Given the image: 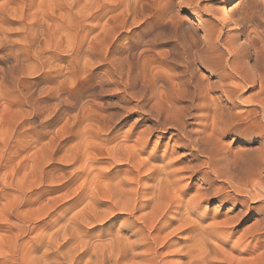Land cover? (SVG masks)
I'll use <instances>...</instances> for the list:
<instances>
[{
	"label": "bare ground",
	"instance_id": "bare-ground-1",
	"mask_svg": "<svg viewBox=\"0 0 264 264\" xmlns=\"http://www.w3.org/2000/svg\"><path fill=\"white\" fill-rule=\"evenodd\" d=\"M230 3V0H226L221 7V16L225 28L227 31H235L236 35L242 37L243 41H246L249 45H255V35L252 37H244L243 28L245 26L242 24L243 22L236 25L235 19L231 13L232 8L230 7ZM38 4L44 8L45 15H40V12L38 13L32 10L34 5H36V0H0V51H5L3 54H0V57L7 58V56H11L13 59L12 64L9 66H0V264H264V244L262 243V237L264 236V213L257 216L252 225L254 230L252 228L250 230V232H252L250 235L252 238L251 241H254L252 245H250L251 241L249 240V242H245L249 233L246 230L241 231L240 235L231 243V247L228 246L227 249L224 247L225 242H222V239L219 240V236L222 232H225L224 228L229 226L233 227L238 224L243 214L247 213L246 215H248L249 212L254 209L263 212L264 179L261 180L259 177L260 172L257 173L255 168V173L253 171V175L252 177L250 175V179L239 178L237 177V173H235V176L231 174L233 176L231 178V175H227L226 172L228 171L224 166V171L221 170L223 167H220V169L218 168L221 163H217V166L214 165V163L218 161L214 162V155L218 152L220 145L217 147V142L213 137L214 135L217 136L218 133L213 135L215 132L213 131V140L210 138V141L207 140L204 134L198 136L193 134V131V133L187 132L184 128L186 125H184L185 120L183 121L181 118L182 116L178 114L180 106L181 109L182 106L183 109L187 106L184 107V103L180 105L182 100L177 104L178 106L176 104H168L167 102L170 101L167 100L166 95L164 99L166 103L163 105L158 101L162 100L160 99L162 98L159 94L160 92L154 93V91H157L154 87L156 86L154 82V85L152 84L153 87L150 86L149 88L151 89L152 87L156 89L153 93L151 91L150 94L159 95V97L157 96L156 98L157 104L152 102L155 104L154 108L152 106V111L156 110V120L157 124H159L155 127L161 129L163 134H168V141L164 143L163 148L160 146L159 142H156L157 144L153 151L150 150V153L145 155V147L149 141L148 135L152 133L151 131L153 129L148 128L147 131H145L146 134L148 133L147 135L144 132L145 135L143 133H138L134 136L132 143H127L131 137V134L128 135L130 132L123 138L116 139V136L114 137L113 134L111 135L107 132V128V131H105L107 135L102 137V135L100 136L98 133L89 131V128L92 127L90 126L91 122H89L88 130L82 127L87 131L83 133L81 131L79 137L77 135L78 138L70 143L72 144L73 153L71 149L72 157L69 153L68 157H71V163L74 166L73 170L65 174L62 171L63 167H61L62 170L60 168L57 169L58 166L54 163L56 158H54L55 149H57L56 146L58 145L56 144L57 131L54 130L57 128V126H55V122H57V113L59 110H61L62 113L64 111L67 113L66 109L72 107V105L74 106V103L78 100L77 95L74 93L75 91H70L69 89V91L65 93V101L63 103L59 100L57 104H46L50 96L54 93L55 88H49L48 93L43 87L39 88V96H34L33 90L31 89L32 92L29 91L30 86L28 87V84L25 83L26 80L22 78L23 76L21 75L38 73L44 67L48 66L47 64L51 63V61L49 62L50 57L45 59L43 53L47 49L53 48L52 50H56L60 46L59 41L62 38L61 30L65 27L67 21L65 16L71 15V11L76 7V15L79 18L85 19L89 1L72 0L69 7L65 4V0H46V2L45 0H41ZM132 5L133 4L129 5V3L124 4V6L129 8L133 7ZM61 6L65 9L63 10L65 11V13L63 12L65 16H59V14L55 16L54 10L56 8L60 10L61 8L59 9V7ZM125 13L124 11V14ZM122 20H120V22ZM126 22H128V20ZM121 24H123V21ZM115 28L113 27L112 30ZM82 33L85 34V28L82 29L81 34ZM148 33L151 35L150 32ZM11 35L16 37L15 41L11 40ZM13 41L18 43L17 47L13 51L7 52V46H10ZM241 47L240 50H242ZM51 54L53 53H48V55ZM258 56H260V54H258ZM263 58L264 57H262V59ZM30 60L31 63L24 64L26 61ZM232 61L234 60L232 59ZM74 64L73 62L70 63L71 67H73ZM70 65L67 64L68 67H70ZM127 65L129 64L127 63ZM234 65L236 66V64ZM233 69L235 68L233 67ZM230 72L231 71H229L228 74ZM75 76L76 75H74V77ZM229 77L226 79H229ZM159 78L161 77H158V79ZM153 79L157 78L154 77ZM73 80L75 81L76 78ZM143 81L144 80H142V83L144 84L145 81ZM220 81L221 80H219V82ZM224 81L226 80L224 79ZM255 83V81L251 82L248 87H252ZM218 84L219 86L221 85V83ZM222 84L224 87L227 85H224V83ZM197 85L198 84L195 86ZM201 85L204 89L209 86L207 85L205 87L203 84ZM181 87H179L178 92L176 91L179 96V91L181 93H186L188 92L187 90L190 89H186V91L182 92ZM226 87L229 86L227 85ZM174 88L177 90L176 88L178 87ZM200 88H198V90ZM202 88L199 90L201 91V95L206 90ZM164 89L169 93L170 89L166 90V87H164ZM182 89H185L184 86ZM228 89L231 88H227L226 91H229ZM223 90V93H225V89ZM162 91L164 92V90ZM190 91L192 92V90ZM44 92H46L47 95L45 93V95L42 96ZM139 92L141 91L139 90ZM167 92L165 93L168 94ZM169 94L171 95L172 93L170 92ZM230 94L231 93H229V95ZM198 95V102L195 103L204 100L198 98ZM175 96L176 95H173V99H176ZM252 96L250 95L249 97L251 98ZM204 97L202 96V98ZM168 98H170V96ZM193 98L194 97H192V99ZM55 99L54 97V100ZM213 100L215 99L213 98L212 102H214ZM153 101H155V99H153ZM175 101L177 102V99ZM261 101H264V98ZM190 102L192 101L190 100ZM206 103L207 102H204L203 105ZM86 104H84L83 107ZM212 105H215V103ZM212 105L210 108L213 107ZM220 105L221 104L218 106ZM43 106H48V112H45V117H42V120H32V118L36 116H42ZM87 106L83 112L89 109V106ZM206 106L208 105L206 104L204 108ZM187 109L189 110L190 108H186V112L188 111ZM213 109L212 112L214 113L215 108ZM185 111L183 112L186 114ZM9 112L12 114L11 117H8ZM83 112H81L82 115L84 114ZM183 112H181V115L184 114ZM210 112H208V114ZM209 115L211 116V114ZM214 116L215 115H213V117ZM112 117L110 118L112 119ZM221 117L219 116L218 118L221 119ZM229 117L230 116H228V118ZM62 118H65V116ZM62 118L58 120L61 121ZM73 119H75V117ZM219 120L217 122L220 123ZM231 120L235 121L233 118ZM231 120L228 119L227 121H229V123L233 122ZM77 121L79 122V120ZM215 121L213 119L211 124ZM63 122L65 126V124H67V122L65 123V119H63ZM229 123H227L228 126ZM24 124H26L27 128ZM68 124L66 127H68ZM70 125L71 124H69V127H71ZM222 125L223 124L220 126ZM216 126L217 128L220 127L217 124L215 127ZM86 127L88 126L86 125ZM103 128H106V126ZM225 128L227 129V126ZM221 129L218 128L220 131ZM168 130H173L174 132ZM203 130L204 128H202V131ZM67 132H70L69 128L65 133ZM77 133L79 134V132ZM179 134L187 139L188 142L178 141L177 135ZM46 135H48V140L46 139L47 141H44ZM20 137H28L29 140L26 142L17 140ZM161 137H164V135H161ZM170 141H178L177 144L179 147L189 144L191 147L190 154L194 151L204 155L206 158L203 162L204 165L209 166L208 168H210V171L218 178L217 180L222 179V181H227L229 186H223L224 182H222L223 185L221 186L215 185L216 187H214V189L212 188V191H214L213 193L205 189L203 190L202 188L204 186L202 188L198 186L199 188L196 187L193 192L189 193L192 189L191 186L187 191L183 188V185H181L183 184L181 183V179H184L181 177L186 175L187 172L184 175H181V172L188 170V172L190 171V174H192L198 170L199 164L198 166H195L194 163L190 166L189 164H187L188 166H182L184 163L179 160L180 164L177 163L178 166H175L173 162L174 158H170V154L172 153L169 149ZM218 144H220V142H218ZM32 147L34 150L31 152ZM28 148H30L29 152H27ZM244 153L245 155L247 154L246 151ZM103 154L109 159L108 163L111 167L110 169L108 168L109 166L103 168L98 166L100 165L98 164L100 160L98 156ZM240 155L243 156L242 153ZM63 156H61V158ZM65 157H67V155ZM237 157L239 158L238 155ZM57 158L60 159V155H58ZM65 159L70 162V159ZM59 161H61V159ZM236 161L237 160H235V164ZM108 163L106 165H108ZM232 164L231 162V165ZM55 165L57 167H55ZM123 165H125V167H122ZM222 165L224 164L222 163ZM236 168L238 169V167ZM228 169H231V167ZM236 171L239 170H235V172ZM201 175V181L203 183L213 184L212 181L209 183L208 174L205 173V171L204 175ZM78 180H80V182ZM217 180L214 182H217ZM77 182L78 185L74 188L72 183L77 184ZM199 183L200 181L195 186L199 185ZM44 185L47 187L43 188L42 186ZM206 186L208 185L206 184ZM70 188L72 189L70 190ZM60 190L64 191L60 194L59 192L57 193V191ZM231 191L233 193H231ZM54 192L58 195L54 194ZM212 198L219 202L221 206L229 202L227 211L231 212L225 214L221 220H212L206 223L204 222L206 216V212H204L205 208H203L202 211L200 207L203 201H210ZM248 203L258 204L254 207ZM238 206H241V208H238ZM233 230L235 229L233 228ZM227 237L229 238V236ZM227 241L226 244L229 243Z\"/></svg>",
	"mask_w": 264,
	"mask_h": 264
},
{
	"label": "rangeland",
	"instance_id": "rangeland-1",
	"mask_svg": "<svg viewBox=\"0 0 264 264\" xmlns=\"http://www.w3.org/2000/svg\"><path fill=\"white\" fill-rule=\"evenodd\" d=\"M40 1L41 0H36V5H34V7L35 6L36 7L35 8L33 7L32 10L37 11L38 13L40 12L39 13L40 15L41 14L45 15L44 8L42 6H39L38 4ZM88 1L89 4L87 6V12H86L87 16L85 17V19L79 18L76 15L77 8L75 6H74L75 8L71 11L72 14L67 16L64 15L65 11L63 10L65 9L63 6L59 7V9L61 8L60 10H58V8L54 10L55 16L59 14V16L60 15L65 16L67 19L65 27L62 28L61 30L62 38L59 41L60 46L56 50H52L53 48L47 49L43 53L45 59L50 57L49 62L51 61V63L47 64L48 66L44 67L38 73L21 75L23 76L22 78L26 80L25 83L28 84V87L30 86L29 91L32 92L33 90L34 96H39L40 93L39 88L43 87V89L47 91V93L49 91V88H53V89L55 88L54 93L51 96L49 95L50 98L48 99L46 104L49 105L57 104L59 100H61V102L63 103L65 101V96H66L65 93L69 91V89L70 91L71 90L75 91L74 93L77 95L78 100H76L74 106L72 105V107L66 109L67 113L65 111L63 112L65 115L61 112V110H59L57 113V118H56L57 122H55L56 124L55 126H57V128L55 127L56 129L54 130L57 131L56 144H58L57 145L58 147L56 146L57 149H55L54 158L55 157L56 158L54 163L57 164L58 167L56 165L55 167H57V169L60 168L61 170H62L61 167H63L62 171L65 174L73 170L74 166L71 163L73 149H72V144L70 143L74 142L75 139L79 137L81 131L83 133L84 131L88 130L89 122H91L90 126H92L91 128H89V131H91L92 133H98L100 136L102 135V137L107 135V133L105 132L107 131V128H108L107 132H109L111 135L113 134L114 137L116 136L115 137L116 139H121V137L123 138L124 136L127 135L128 132H130L128 133V135L131 134V137L129 138V142L127 141V143H132L134 136H136L138 133L141 134L144 132L146 134L145 131H147L148 128L153 129L154 131L152 130L151 131L152 133L148 135L149 141L145 147L146 149L144 151L145 155L149 154L150 150L153 151L154 147L157 144L156 142H159L160 146L163 148L164 143L168 141L167 140L168 134L165 133L163 134L161 129L156 128L159 125L157 124V120H156L157 112H155L156 110L152 111L153 110L152 106L154 108L155 105L154 103H156V98L157 96L159 97V95L150 94L151 91L153 93V91L157 89V91H154V93L160 92L159 94L162 96V98L160 99L162 100H158L159 98L157 100L161 102L163 105H165L166 103L164 101L166 95L167 100L171 102V103L167 102L168 104L177 105L182 100L180 105L184 103L183 104L184 107L187 106L186 108H190L189 110L187 109L188 111L186 112L185 111L186 108L183 109L182 106L181 109V106L179 105L180 107L178 109V114L182 116L181 118L183 121L185 120L184 125L185 124L186 125L184 126V128L186 129L187 132L190 133L194 132L193 134L198 136H202L204 134V136L207 137V140H210V138L212 139V136L218 133L217 136L214 135L213 137L217 142L216 143L217 147L220 145V147L218 148V152L214 155V162L218 160L216 163H214V165L217 166V163L218 164L221 163L218 168L220 169V167L222 168L224 166L228 171L226 172L225 170L227 175L232 174L235 176L236 175L235 173H237V177L247 178V179H250L252 177L253 171L255 173L254 169L256 168V172L257 173L260 172L259 177L261 178V180H263L264 179V112H263L264 101L261 100H263L264 98V58L262 59V57H264V50H263L264 49V0H230L231 2L230 7L232 8L231 13L235 19L236 25L241 24L243 22L242 24L245 26L243 28L245 34L244 37L245 36L252 37L255 35V40H256L255 45L254 44L249 45L248 43H246V41H243L242 37H238L235 31H227V29L225 28L223 18L221 16V7L226 2V0H98V1L88 0ZM71 2L72 0H65V4L67 5V7L71 5ZM126 3H129V5L133 4L132 5L133 7L129 8L124 6V4ZM124 11L126 12L125 14ZM120 20L123 21V24H121L122 21L120 22ZM127 20L128 22H126ZM113 27L116 28L112 30ZM81 28L82 29L85 28V34L83 33L81 34L82 32ZM148 32H150L151 35ZM144 33L147 34L145 35ZM10 38L11 40L14 41L16 40V37L14 35H11ZM14 41L13 43H11L10 46H7L6 48L8 49L7 52L13 51L17 47L18 43ZM240 47L242 48V50H240ZM4 52L0 51V54H3ZM49 52H52L53 54L48 55ZM259 52H261L262 54ZM258 54H260L261 57L258 56ZM232 59L234 61H232ZM12 62L13 59L11 56L10 57L7 56V58L0 57V64H1L0 66H6V65L9 66L10 64H12ZM72 62L75 63L74 65L76 66L73 65V67H71L72 64L70 65V63ZM27 63H31V60L26 61L24 64ZM127 63L129 65H127ZM67 64L70 65V67H68ZM234 64H236V66ZM137 67H138V71L140 70L139 72L137 71ZM233 67L235 69H233ZM229 71H231L230 72L231 74L230 73L228 74ZM227 74L228 77L230 76L229 79H226L228 78ZM74 75L76 76L74 77ZM136 75L138 78L136 77ZM151 76L157 79H153ZM158 77H161L159 78L160 80L158 79ZM74 78H76L75 81L73 80ZM224 79L226 81H224ZM142 80L145 81V82L143 81L144 84L142 83ZM219 80L221 81L219 82ZM155 81L158 83H156ZM253 81H255L256 83L252 85V87H248V85ZM153 82L156 85L154 86L156 89L152 88L154 85ZM195 83L198 85L195 86L196 85ZM204 83L207 84L205 85ZM218 83H221V85L219 86ZM222 83H224V85L227 84L229 87H226L227 86L226 85L225 88ZM201 84H203V86L205 87L207 85H209L210 87L207 86L209 88L206 87L205 88L207 90L206 91L204 88H202ZM211 84L212 85L214 84L213 87ZM150 86H152L151 89L149 88ZM181 86L182 87L184 86L185 89H182ZM164 87L167 88L166 90L170 89L169 93L171 92L172 96L167 91H165ZM174 87H178L176 88L177 90H175ZM179 87H181L182 92L186 91V89L189 88L190 89L187 90L188 92L186 93L185 92L181 93L179 91L180 94L179 96L177 93ZM200 87L205 90L202 95L200 93L201 91H199L201 89ZM35 88L38 90H36ZM198 88L200 89L198 90ZM227 88H231L228 89L230 92L226 91ZM234 88L239 90H236ZM223 89H225L226 91L225 93H223L224 92ZM139 90L141 92H139ZM158 90L161 91L164 90V92ZM190 90H192V92ZM231 90H233L234 92ZM135 92L137 93V95ZM165 92H167L168 94H166ZM45 93L46 92H44L42 96H44ZM229 93L231 94L229 95ZM198 94H200L201 96ZM173 95H176L175 97L177 99V102L175 101L176 99H173L174 98ZM187 95L188 97L191 98H188ZM197 95L199 96L198 98L204 100H202V102L199 101V103H195L198 102ZM250 95L253 96L250 98L249 97ZM137 96H139L140 98ZM169 96L170 98H168ZM202 96L204 98H202ZM213 96H215L217 99ZM54 97L56 98L55 100ZM192 97L194 98L192 99ZM213 98L218 102L215 100H213L214 102H212ZM153 99H155V101H153ZM189 99L192 102H190ZM204 102H207L206 104L208 105L205 107L206 109L204 108L206 104L203 105ZM214 103L215 105H212ZM218 103L221 104L220 106L223 105L224 106L222 108H219L220 106H218L219 105ZM84 104L86 105L83 107ZM210 104L213 107L210 108L211 106ZM48 106L47 107L43 106L42 116H36L34 117L35 119L32 118V120L35 121L39 119L42 120V117H45V112H48L47 110ZM86 106L89 108L87 109V111L89 110L91 113L89 111L83 112V110L86 109ZM213 108H215L216 111V112L214 111L215 114L212 112V110H214ZM204 110L207 112H205ZM221 110L223 115L221 114ZM183 111H185L186 114ZM81 112H83L84 114L82 115ZM107 112L110 113L108 114ZM181 112H183L184 114L181 115ZM208 112H210L209 114H211V116L208 114ZM218 113L221 115H219ZM227 114L228 116H230L229 118ZM63 115L65 116V118H62L64 117ZM213 115L215 116L213 117ZM218 115L220 117L223 116L225 118L221 117L220 119L218 118L219 117ZM11 116L12 114H10L9 112L8 117ZM59 117L62 118L61 121L58 120L60 119ZM74 117L75 119H73ZM110 117H112V119ZM226 118H228L229 120L233 118L235 119V121L231 120L234 123L230 122L231 123L230 124L229 121H227L228 119L225 120ZM63 119H65V123L67 122V124L68 123L71 124L70 125L71 127H69V124L68 127H66L67 124H65L64 126ZM76 119L79 120V122ZM213 119L214 121L215 120L216 121L213 122V124H211ZM218 120L220 121L221 124H223L222 126H220L221 124L217 122ZM226 121L227 123H229V126L226 123ZM216 124L220 126L218 127L219 129L221 128L224 129H221V131L218 130L217 126L215 127ZM86 125L88 127H86ZM24 126H26V124H24ZM105 126L106 128H103ZM226 126L227 129L225 128ZM82 127H85L87 130H85ZM201 127L204 128L203 130L204 132L202 131ZM68 128L70 132L65 133L68 130ZM132 131L134 134L132 133ZM168 131H173V130H168ZM213 131L215 132L212 135ZM77 132H79V134ZM195 132L198 134H196ZM161 135H164V137H161ZM47 136L48 135L44 137V141L46 139L48 140ZM177 136H178L177 137L178 141L186 142V143L188 142L187 139L182 137L181 134ZM17 140L19 141L23 140V142H26L27 140H29V138L20 137ZM177 142L170 141L169 143L170 152L174 153V154L172 153L170 154V158L171 159L174 158L173 162L175 163V166H178V164H180V161L184 163L182 164V166L184 165L188 166L187 164H189L190 166L193 163L195 164V166H198L199 164L198 170L194 172L195 174L194 173L190 174L191 172L190 171L188 172V170L186 171L184 170L183 172H181L182 174L180 173L181 175H184L187 172L186 175L189 176L188 177L184 175L181 177L184 178L181 179V183H183L181 185H183L184 189L187 190L191 186L192 191L191 190L189 191V193H191L194 191L196 187L199 186L202 188L204 186L202 188L203 190L205 189L210 191V193H213L214 191H212V188L214 189V187L216 186L223 185L222 182H224L223 186L225 187L229 186V183L227 181L224 180L222 181V179L217 180L218 178H216L214 176V173L210 171V168H208L209 166L204 165L203 162L206 160L204 155L194 151L190 154L191 147L189 144L186 146L179 147ZM218 142H220V144H218ZM28 149L27 152L30 151V148ZM71 149H72V153H71ZM33 150L34 149L32 147L31 152ZM245 151L247 153L246 155L244 153ZM68 153L71 156V157L69 156L70 158L68 157ZM226 153L228 156L226 155ZM241 153L243 154V156L240 155ZM65 154L67 155V157H65L66 156ZM236 154L239 156V158L237 157ZM58 155H60L61 161H59L60 159L57 158ZM103 155L98 156V158L100 159V160L98 159L100 161V163L98 161V164H100L98 166H100L101 168L109 166L108 163L109 159L105 156V154ZM61 156H63L62 158L65 157L68 158V160L70 159V162L66 161L65 158H64L65 160L62 159ZM235 160L238 161V162L236 161L237 165L235 164ZM106 162L108 163V165H106L107 164ZM231 162L234 165L233 164L231 165ZM222 163L224 165H222ZM179 166L182 167L181 165ZM122 167H125V165H123ZM224 167L221 170L224 171ZM230 167L231 169H228ZM236 167H238V169ZM108 168L110 169L111 167L109 166ZM203 168L205 169L207 168L208 170L207 169L205 170ZM203 170L205 171V173L208 174L209 183L210 181H212L213 184L203 183L201 181V177H202L201 174L204 175ZM235 170H239V171L235 172ZM232 175L230 176L231 178L233 177ZM216 180L217 182H214ZM78 181L80 182V180ZM199 181H200L199 185L195 186ZM75 183H72L74 188H76V186L78 185V182L77 184ZM206 184L208 186H206ZM42 187L46 188L47 186L44 185ZM72 188H70V190ZM63 191L64 190H60L57 191V193L59 192L60 194ZM57 193L54 192V194L58 195ZM231 193L233 192L231 191ZM202 203L203 206L201 205L200 209L203 211V208H205L204 212H206V216L204 222L206 223L211 222L212 220H221L225 216V214H229V212H231V211H227V206L229 205V202L221 206L219 202H217L215 199L213 200L212 198L210 199V201L205 200ZM248 204L255 207L257 206L258 203H248ZM238 208H241V206H238ZM263 213H264V209L263 212L254 209L253 211L249 212L248 215H246L247 213L243 214L238 224H236L235 226L233 227L229 226L227 228H224L225 232H222V234L219 236V240L222 239L221 241L225 242L226 246L224 245V247H226V249L228 246L231 247V243L235 241L234 239L240 235L241 231H245V230L249 232L245 242L251 241L252 238L250 237V235L252 232H250V230L251 228L253 229L252 225L255 219L257 218V216L262 215ZM233 228L235 230H233ZM223 235H227L229 236V238ZM263 238L264 236L262 237L263 240L262 243L264 244ZM226 241L229 242L227 243L229 245L226 244ZM253 242L251 241L250 245H252Z\"/></svg>",
	"mask_w": 264,
	"mask_h": 264
}]
</instances>
